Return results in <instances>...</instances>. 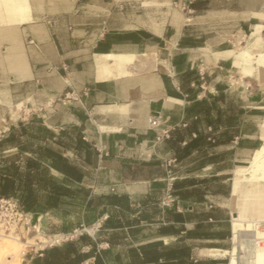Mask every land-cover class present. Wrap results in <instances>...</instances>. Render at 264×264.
<instances>
[{
    "label": "crops",
    "instance_id": "obj_1",
    "mask_svg": "<svg viewBox=\"0 0 264 264\" xmlns=\"http://www.w3.org/2000/svg\"><path fill=\"white\" fill-rule=\"evenodd\" d=\"M260 15L264 0H0V198L8 180L56 233L85 206L108 216L61 245L60 264L228 260L200 252L232 250L230 168L263 145L264 68L239 55L264 51ZM110 54L147 67L99 80ZM241 240L246 264L252 234ZM51 250L31 264L57 261Z\"/></svg>",
    "mask_w": 264,
    "mask_h": 264
},
{
    "label": "bare ground",
    "instance_id": "obj_2",
    "mask_svg": "<svg viewBox=\"0 0 264 264\" xmlns=\"http://www.w3.org/2000/svg\"><path fill=\"white\" fill-rule=\"evenodd\" d=\"M26 10H28L27 6H24L23 4L19 5V13L21 15H23ZM244 48H240V52H239L240 53L239 55L243 58V60L249 63L248 65L255 63L259 67L264 68V51L259 50L257 54H252L253 51L249 52L247 48L246 49ZM258 48L261 49V47H258ZM142 60H143L142 57H138L136 55H130V54L98 55L96 57L97 79L108 80V79H113V78L133 76L137 74L138 72L143 71L144 63ZM245 71L249 72L246 69ZM234 174H235V178L233 180V187H232L230 200H229L230 205H231L230 208H234L237 206L239 195L241 192L242 183L248 182L250 180L256 181V182L264 181V134H263V145L255 153V157L252 161V167L239 169L238 171H234ZM248 174L250 175V177H248ZM247 196L248 195H246V197ZM248 214L249 213H247V215ZM250 217L249 216L246 217V215L242 216V215L237 214V216L232 218V221H231V226H232L231 228L233 230L232 250L221 251V250H216V249H206L200 252L201 255L210 256V257H225L228 255L229 256L228 264H242L241 260L243 259V256H241L240 251L241 250L245 251L246 242L241 240V234L243 232H246V233L252 234L253 240L250 241V244H254L253 247L249 248V257L245 259L247 261L246 264H264V230L262 229L263 230L262 231L260 229L261 221L252 220ZM262 217L264 218L263 214H262ZM65 237H66L65 235H54L53 238L46 239V241L44 242L41 241L40 243L42 244L48 243V244H53V245L60 244L61 242H64L67 239ZM1 240H2L3 247H5V249L11 252L9 256L10 258H12L13 264H22L21 256L26 251L24 248L29 247L33 243V242L32 243L21 242L19 238L11 237L10 235H4V234L1 235ZM6 253L8 252L6 251Z\"/></svg>",
    "mask_w": 264,
    "mask_h": 264
},
{
    "label": "rangeland",
    "instance_id": "obj_3",
    "mask_svg": "<svg viewBox=\"0 0 264 264\" xmlns=\"http://www.w3.org/2000/svg\"><path fill=\"white\" fill-rule=\"evenodd\" d=\"M144 69L147 67L146 65V60L144 59ZM143 69V70H144ZM142 71L138 72L137 74L141 73ZM19 110H22V104L19 105ZM43 112V111H42ZM42 112L38 111V114H41ZM19 113L17 112L15 115H18ZM36 116V114H34ZM257 152V151H256ZM255 156L247 160H245L242 163H232V168H230L231 175L229 176L230 179H232V187H233V180L235 178L234 171H238L239 169L242 168H251L252 167V161ZM164 166H167V168L170 170V160L164 161ZM248 177L250 175L248 174ZM250 190V191H249ZM252 193V194H251ZM245 194V195H244ZM86 192L83 193V196L86 197ZM246 195H248L246 197ZM166 199V197H165ZM164 199V200H165ZM246 199V200H244ZM102 203L101 200L94 202L93 207H97ZM239 206V207H238ZM238 207V208H236ZM235 208V212L239 215L250 217L252 220H257L261 221L260 223V229L264 230V218L262 217V214L264 215V181H248L244 182L241 185V192L239 195L238 203ZM24 209V208H23ZM95 208H92V206H85L83 210L78 214V219L81 220V224H78V226L74 227L71 232L65 233V232H54L50 230V225L46 223V220L44 217H34L31 215V212H27L28 214L27 219L28 221L31 222L32 224V229L30 232H27L24 228H21L17 231V234H11V237H16L19 238L21 242H30L32 243L29 247L24 248L26 251L22 254L21 258V263L22 264H31V250H40L41 248H45L48 246V249H53V248H59L61 245L66 244V242H70L72 239H68V241L61 242L60 244H42L40 243L41 241H46V239L53 238L54 235H65V238H72V234L74 233L75 230H83L84 228L89 230L95 223H97L101 218L102 214H98V210H94ZM241 209V210H240ZM111 209L110 211H112ZM262 210V211H261ZM69 213L73 212L74 209L73 207L68 208ZM106 211V210H104ZM124 209L121 210L123 212ZM128 211V210H126ZM244 212V213H243ZM242 213V214H241ZM246 213V214H245ZM247 213H249L247 215ZM125 215H123L124 217ZM233 218V216H232ZM125 219V218H124ZM36 221H38L36 223ZM106 223V222H105ZM263 224V225H262ZM262 225V226H261ZM262 230V231H263ZM4 233L1 232V235ZM1 235H0V264H13L12 263V258H10L9 254L11 253L9 250L5 249L2 245V240H1ZM6 235V234H4ZM93 235V234H91ZM88 233H84L82 238H90ZM81 237V236H80ZM76 238V237H75ZM38 244V245H37ZM51 245V247H50ZM6 251L8 253H6ZM5 252V253H4ZM217 258H224L228 259L227 261H222L221 263L223 264H228L229 263V256L225 257H217Z\"/></svg>",
    "mask_w": 264,
    "mask_h": 264
},
{
    "label": "built area",
    "instance_id": "obj_4",
    "mask_svg": "<svg viewBox=\"0 0 264 264\" xmlns=\"http://www.w3.org/2000/svg\"><path fill=\"white\" fill-rule=\"evenodd\" d=\"M148 123L151 129L153 130H159L161 129V120L156 117H150L148 119ZM171 132L170 131H162L158 136L157 140L163 141L164 139L170 138ZM171 166V161H170ZM172 194H171V188H169L167 192L166 199L164 200L165 206H170L172 203ZM28 214L21 206L19 200L15 198H9V199H0V235L1 232H3L6 235L11 234H17V231L21 228H24L27 230V232H30L32 229V224L27 219ZM108 219V216H105L101 218L97 223H95L89 230L83 229V230H75L72 234V238L68 239H74L75 237L83 236L84 233H88L89 235L95 234L98 232L102 226L104 221ZM48 246L45 248H41L40 250H37V255L39 257L44 256V252L48 249ZM51 247V245H50Z\"/></svg>",
    "mask_w": 264,
    "mask_h": 264
},
{
    "label": "trees",
    "instance_id": "obj_5",
    "mask_svg": "<svg viewBox=\"0 0 264 264\" xmlns=\"http://www.w3.org/2000/svg\"><path fill=\"white\" fill-rule=\"evenodd\" d=\"M3 188H4V194L3 196L0 198V199H9V198H12V196H9L8 195V192L10 191V188H11V184L10 182L7 180L5 181V183L2 185ZM30 196H31V193H30ZM31 199V198H30ZM21 206L27 211V212H31V200H30V204L29 206H26V204L22 205V203L20 202ZM80 239H82V241L86 242V239L85 238H82V236L80 237ZM47 250L44 252L45 253V256H46V253ZM55 256L56 260L57 261H52L53 260V257ZM49 257L51 258V264H60L59 262H62L64 260V252L61 251L59 248H53L51 250V252L49 253Z\"/></svg>",
    "mask_w": 264,
    "mask_h": 264
},
{
    "label": "water",
    "instance_id": "obj_6",
    "mask_svg": "<svg viewBox=\"0 0 264 264\" xmlns=\"http://www.w3.org/2000/svg\"><path fill=\"white\" fill-rule=\"evenodd\" d=\"M233 216L235 217V216H237V214L235 213V214H233Z\"/></svg>",
    "mask_w": 264,
    "mask_h": 264
}]
</instances>
